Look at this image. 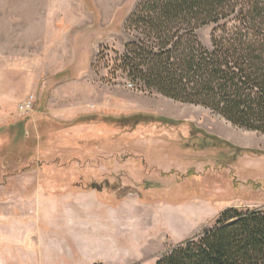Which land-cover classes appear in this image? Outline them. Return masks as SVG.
<instances>
[{
    "label": "rangeland",
    "instance_id": "obj_1",
    "mask_svg": "<svg viewBox=\"0 0 264 264\" xmlns=\"http://www.w3.org/2000/svg\"><path fill=\"white\" fill-rule=\"evenodd\" d=\"M141 1L0 0V264H156L223 211L264 208V134L93 68L102 47L123 50ZM72 6L86 13L81 68L36 45Z\"/></svg>",
    "mask_w": 264,
    "mask_h": 264
},
{
    "label": "trees",
    "instance_id": "obj_2",
    "mask_svg": "<svg viewBox=\"0 0 264 264\" xmlns=\"http://www.w3.org/2000/svg\"><path fill=\"white\" fill-rule=\"evenodd\" d=\"M209 26L206 46L198 32ZM125 31L123 50L102 47L93 64L104 63L109 82L122 79L138 91L203 106L264 134V0H142ZM54 179L42 173L47 187ZM71 186L97 189L96 183ZM156 264H264V208L223 211L215 226Z\"/></svg>",
    "mask_w": 264,
    "mask_h": 264
},
{
    "label": "crops",
    "instance_id": "obj_3",
    "mask_svg": "<svg viewBox=\"0 0 264 264\" xmlns=\"http://www.w3.org/2000/svg\"><path fill=\"white\" fill-rule=\"evenodd\" d=\"M84 7L86 9V6ZM77 11H80V8H75L74 10V7L72 6V8H68V11L65 14H59L56 24L53 25L50 30L52 33L50 39H47L44 42L43 40H36V45H39L40 43L45 46L54 45L56 47L54 51L62 54L61 63H63V67H86V56L81 60H76L74 57L75 53L86 54V13L81 15L77 13ZM45 49L46 48H44V51ZM46 50L48 51V49ZM40 58L41 56H36L34 59L30 60L38 61ZM25 59H27V57H25ZM57 66L58 65H56V67ZM49 100L50 96L46 102L47 106ZM34 105H36L37 108L38 102ZM39 187L41 188L42 186L39 184ZM110 257L108 260L105 258L103 259L109 261L111 259Z\"/></svg>",
    "mask_w": 264,
    "mask_h": 264
},
{
    "label": "built area",
    "instance_id": "obj_4",
    "mask_svg": "<svg viewBox=\"0 0 264 264\" xmlns=\"http://www.w3.org/2000/svg\"><path fill=\"white\" fill-rule=\"evenodd\" d=\"M35 97L31 96L28 100L22 103L19 107L21 113L26 114L34 110Z\"/></svg>",
    "mask_w": 264,
    "mask_h": 264
}]
</instances>
